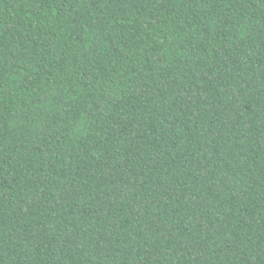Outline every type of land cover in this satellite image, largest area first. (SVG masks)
Masks as SVG:
<instances>
[{"label":"trees","instance_id":"obj_1","mask_svg":"<svg viewBox=\"0 0 264 264\" xmlns=\"http://www.w3.org/2000/svg\"><path fill=\"white\" fill-rule=\"evenodd\" d=\"M0 264H264V0H0Z\"/></svg>","mask_w":264,"mask_h":264}]
</instances>
